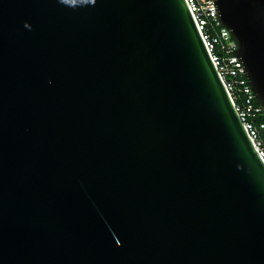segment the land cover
Returning a JSON list of instances; mask_svg holds the SVG:
<instances>
[{"label":"water","instance_id":"obj_1","mask_svg":"<svg viewBox=\"0 0 264 264\" xmlns=\"http://www.w3.org/2000/svg\"><path fill=\"white\" fill-rule=\"evenodd\" d=\"M264 110V0H213ZM0 264H264V160L186 0H0Z\"/></svg>","mask_w":264,"mask_h":264},{"label":"built area","instance_id":"obj_2","mask_svg":"<svg viewBox=\"0 0 264 264\" xmlns=\"http://www.w3.org/2000/svg\"><path fill=\"white\" fill-rule=\"evenodd\" d=\"M210 57L239 113L245 129L264 160V110L248 83L243 65L233 52L238 48L231 32L218 18L213 0H186ZM241 98V103H237Z\"/></svg>","mask_w":264,"mask_h":264},{"label":"trees","instance_id":"obj_3","mask_svg":"<svg viewBox=\"0 0 264 264\" xmlns=\"http://www.w3.org/2000/svg\"><path fill=\"white\" fill-rule=\"evenodd\" d=\"M241 101H242V99L239 98L238 101L236 102V104H237V103H241ZM261 135H262V138L264 139V133H261Z\"/></svg>","mask_w":264,"mask_h":264}]
</instances>
